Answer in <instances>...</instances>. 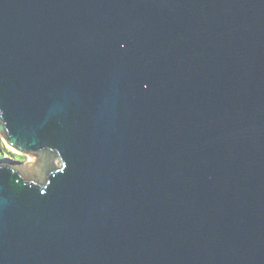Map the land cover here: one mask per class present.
Here are the masks:
<instances>
[{
    "label": "water",
    "instance_id": "obj_1",
    "mask_svg": "<svg viewBox=\"0 0 264 264\" xmlns=\"http://www.w3.org/2000/svg\"><path fill=\"white\" fill-rule=\"evenodd\" d=\"M0 137V264H264V0H0Z\"/></svg>",
    "mask_w": 264,
    "mask_h": 264
},
{
    "label": "rangeland",
    "instance_id": "obj_2",
    "mask_svg": "<svg viewBox=\"0 0 264 264\" xmlns=\"http://www.w3.org/2000/svg\"><path fill=\"white\" fill-rule=\"evenodd\" d=\"M8 159L16 162H22L28 160L26 156L20 155L8 148L5 142L0 137V161ZM54 165H57V160L53 161Z\"/></svg>",
    "mask_w": 264,
    "mask_h": 264
}]
</instances>
